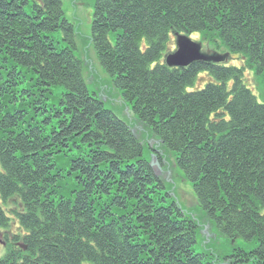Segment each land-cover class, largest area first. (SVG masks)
<instances>
[{
  "label": "trees",
  "instance_id": "16d2710c",
  "mask_svg": "<svg viewBox=\"0 0 264 264\" xmlns=\"http://www.w3.org/2000/svg\"><path fill=\"white\" fill-rule=\"evenodd\" d=\"M176 32L200 34L208 58L168 67ZM74 33L62 0H0V264H264V103L248 80L264 83V0L95 1L101 65L230 255L194 249L202 225L166 199L133 124L89 92Z\"/></svg>",
  "mask_w": 264,
  "mask_h": 264
},
{
  "label": "rangeland",
  "instance_id": "374dc122",
  "mask_svg": "<svg viewBox=\"0 0 264 264\" xmlns=\"http://www.w3.org/2000/svg\"><path fill=\"white\" fill-rule=\"evenodd\" d=\"M95 1L96 0H62L64 17L67 21L72 23L75 28V53L76 56L83 61V78L89 92L101 99L104 102L105 107L113 111L119 118L130 125L133 124L132 126L135 128V132L138 134L139 139L145 148L146 158H149L150 160L152 159V156L159 154L157 153L158 151L156 148L155 150H152L153 146L158 145L159 152L161 153L159 155L163 156L164 160H161L163 171L160 175V177L163 178L166 187L162 191L164 196L168 201H176L183 213L187 216H192L202 225V230L199 232L197 244L194 246V249L197 252H206L208 258L215 257L216 254H234V250L227 244L226 236L220 233L214 221L204 219L205 212L199 205L192 183L184 176L182 169L178 166L175 152L160 146L158 137L150 128L143 124L133 123L136 122V115L132 110L131 104L125 103L120 90L115 87L111 76L101 65L94 44L91 40ZM191 36L193 39L201 42L203 51L210 49L209 43L204 41V39L200 37V34L193 33ZM53 37L57 46H70V44L64 39V33L62 30L54 32ZM198 37L201 39H198ZM171 40L170 49L175 46L174 36ZM239 61V59H233L230 61V64L239 65ZM248 80L249 86L253 89L258 101L264 103V83L254 79L253 75H250ZM63 89V86L54 87V95H51L50 99L47 101L49 106L58 103V97L61 95ZM47 127L49 128V125H47ZM150 151L151 153L148 156ZM204 228H208L206 233L203 231ZM0 231H3L1 227ZM13 231H16V228ZM3 237V234H0V239H3ZM236 244L246 249L251 248V245L249 246L248 242L241 238L237 239ZM213 252H215V255L212 254ZM5 254L6 247L3 243H0V257H3ZM235 259L237 258L231 257L228 259L227 263L230 260ZM235 264L244 263L238 262Z\"/></svg>",
  "mask_w": 264,
  "mask_h": 264
},
{
  "label": "water",
  "instance_id": "95a60500",
  "mask_svg": "<svg viewBox=\"0 0 264 264\" xmlns=\"http://www.w3.org/2000/svg\"><path fill=\"white\" fill-rule=\"evenodd\" d=\"M176 45L177 50L168 54L166 64L170 67H186L191 63L199 60H206L208 57L201 51V44L193 41L189 35L177 33ZM150 165L158 166L154 160Z\"/></svg>",
  "mask_w": 264,
  "mask_h": 264
},
{
  "label": "bare ground",
  "instance_id": "6f19581e",
  "mask_svg": "<svg viewBox=\"0 0 264 264\" xmlns=\"http://www.w3.org/2000/svg\"><path fill=\"white\" fill-rule=\"evenodd\" d=\"M178 32H176V33H173V35L172 36H174V38H176L177 39V34ZM184 34H187V33H184ZM188 35V34H187ZM190 35V34H189ZM200 37H202L201 35H200ZM200 37H198V39L200 38ZM201 39V38H200ZM194 41H196V39L194 40Z\"/></svg>",
  "mask_w": 264,
  "mask_h": 264
}]
</instances>
